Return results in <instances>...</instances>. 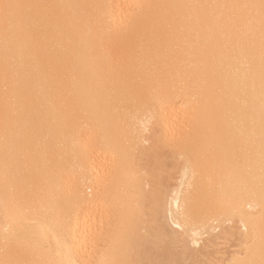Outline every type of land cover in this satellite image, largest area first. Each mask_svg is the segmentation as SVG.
Segmentation results:
<instances>
[{"label":"bare ground","instance_id":"6f19581e","mask_svg":"<svg viewBox=\"0 0 264 264\" xmlns=\"http://www.w3.org/2000/svg\"><path fill=\"white\" fill-rule=\"evenodd\" d=\"M260 4L0 0V264H264Z\"/></svg>","mask_w":264,"mask_h":264},{"label":"snow or ice","instance_id":"6c2138e0","mask_svg":"<svg viewBox=\"0 0 264 264\" xmlns=\"http://www.w3.org/2000/svg\"><path fill=\"white\" fill-rule=\"evenodd\" d=\"M9 7H10L9 5H4L5 9H7ZM231 7H233V8H248V7H254V6H251V5H232ZM260 9H261L262 20H264V0H261Z\"/></svg>","mask_w":264,"mask_h":264}]
</instances>
